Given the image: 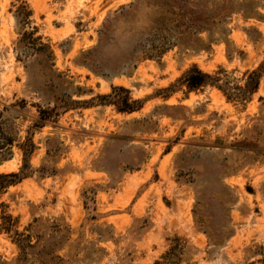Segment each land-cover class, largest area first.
<instances>
[{
  "label": "rangeland",
  "instance_id": "1",
  "mask_svg": "<svg viewBox=\"0 0 264 264\" xmlns=\"http://www.w3.org/2000/svg\"><path fill=\"white\" fill-rule=\"evenodd\" d=\"M263 60L264 0H0V173L34 143L0 264H153L178 236L182 264H264V75L245 103L168 90ZM115 87L143 106L103 104Z\"/></svg>",
  "mask_w": 264,
  "mask_h": 264
},
{
  "label": "trees",
  "instance_id": "2",
  "mask_svg": "<svg viewBox=\"0 0 264 264\" xmlns=\"http://www.w3.org/2000/svg\"><path fill=\"white\" fill-rule=\"evenodd\" d=\"M201 12H203V10H201ZM229 13H231V10H228V12L226 13L222 12L221 14H219V20H225V17L228 16ZM263 75L264 60L258 68L248 72V78L243 86L231 88L220 84L219 78L214 77L209 73L203 72L197 66H193L192 68L188 69L177 80L175 84L171 85L168 90H170L171 94L176 91L175 89L178 85H184L186 86L187 90L191 92L205 85H213L223 90L228 99L245 103L251 100L253 95L258 91ZM98 98L103 100V104L116 105L117 109L122 112H132L140 109L143 106V101L141 100L132 101L129 90L124 87H115L113 88L111 93L100 95L98 96ZM70 101L71 102L65 104L66 109L74 107V105L76 104L75 101ZM94 101L95 98L88 100L86 104H94ZM55 108H58V106H56ZM41 118L45 119L46 116H42ZM33 150L34 143L32 140H30L27 146L23 148V165L21 166L20 170L10 173H0V192H2L3 189L9 187L10 185L21 182L30 175V158ZM181 240L182 238H180L179 236L175 238V243L170 246L169 250L161 257V259L156 260L153 264H182V255L185 246L181 244Z\"/></svg>",
  "mask_w": 264,
  "mask_h": 264
}]
</instances>
